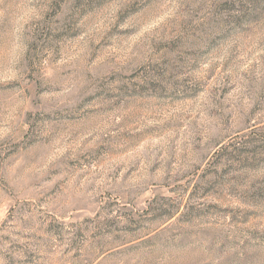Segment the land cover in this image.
<instances>
[{
	"label": "rangeland",
	"instance_id": "obj_1",
	"mask_svg": "<svg viewBox=\"0 0 264 264\" xmlns=\"http://www.w3.org/2000/svg\"><path fill=\"white\" fill-rule=\"evenodd\" d=\"M0 264H264V0H0Z\"/></svg>",
	"mask_w": 264,
	"mask_h": 264
}]
</instances>
